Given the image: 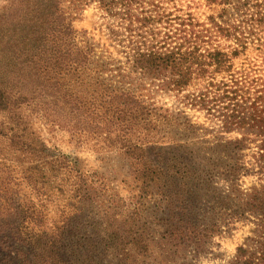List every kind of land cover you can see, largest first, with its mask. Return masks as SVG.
Here are the masks:
<instances>
[{"label":"trees","instance_id":"obj_1","mask_svg":"<svg viewBox=\"0 0 264 264\" xmlns=\"http://www.w3.org/2000/svg\"><path fill=\"white\" fill-rule=\"evenodd\" d=\"M93 1L124 22L114 36L118 59L78 37L64 0H22L17 15L0 18V211L23 212L21 180L37 196L69 195L81 208L90 199L77 159L36 135L35 123H44L75 147L117 155L132 168L159 210L162 248L205 249L230 212V223L255 217L260 234L230 264H264V64L236 67L250 48L242 23L226 19L227 8L202 21L191 7H170L173 0ZM251 146L262 185L243 191ZM47 185L55 187L43 191ZM23 208L30 222L43 223L34 201ZM68 227L40 237L37 260L67 264L60 248Z\"/></svg>","mask_w":264,"mask_h":264},{"label":"rangeland","instance_id":"obj_2","mask_svg":"<svg viewBox=\"0 0 264 264\" xmlns=\"http://www.w3.org/2000/svg\"><path fill=\"white\" fill-rule=\"evenodd\" d=\"M64 1L78 37L95 45L98 51L109 49L117 59L120 58V47L114 37L122 32L124 22L120 17L108 15L97 1ZM20 2L22 0H0V18H11L14 13L17 15ZM231 3L230 6L225 5L223 0H173L169 6L182 10L191 7V12L202 21L209 16L221 17L227 8L225 18L237 25L242 23V29L250 38V48L245 56L235 61L236 67L250 69L253 65L260 66L264 64V0H231ZM166 104L171 107L173 102L166 99ZM191 115L199 123L206 121L203 114L192 112ZM4 120L0 113V123ZM35 124L36 135L41 136L52 151L77 159L90 185L91 196L81 208L79 202H69V195L56 196L51 191L49 196H37L31 186L21 185V180L17 191L23 212L19 210L13 216L10 212L0 211V264H56L54 260H37L36 256L42 253L40 237L68 225L70 227L60 248L62 261L67 264H230L239 247L260 235L255 217L230 223V212H227L221 233L210 240L205 249L162 248L163 228L154 220L159 210L153 209L155 204L150 196L141 193L140 183L129 165L117 155L99 156L92 146L75 147L65 132H53L44 123ZM235 136L228 135L229 138ZM0 145L3 144L0 142ZM254 147L245 152L250 173L239 180L243 191L262 185L258 170L253 166ZM14 162L12 165L20 171L17 162ZM0 170L2 172V166ZM54 187L47 185L43 191ZM31 201L37 204V212L44 224L36 225L27 219L23 207ZM224 204L231 208L228 202ZM200 213L199 209L196 214L199 216ZM23 221L25 224L21 228ZM28 235L34 238L36 245L27 241ZM134 239H143L145 246H149L148 250H138L132 243ZM87 257L89 259L84 260Z\"/></svg>","mask_w":264,"mask_h":264}]
</instances>
